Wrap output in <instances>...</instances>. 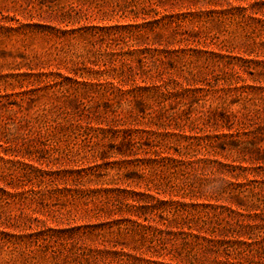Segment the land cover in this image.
Instances as JSON below:
<instances>
[{"label":"rangeland","instance_id":"374dc122","mask_svg":"<svg viewBox=\"0 0 264 264\" xmlns=\"http://www.w3.org/2000/svg\"><path fill=\"white\" fill-rule=\"evenodd\" d=\"M0 264H264V0H0Z\"/></svg>","mask_w":264,"mask_h":264}]
</instances>
